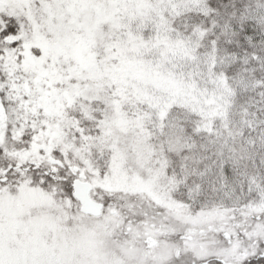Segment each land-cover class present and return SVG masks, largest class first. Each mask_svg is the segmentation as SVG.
<instances>
[{"label":"snow or ice","instance_id":"obj_1","mask_svg":"<svg viewBox=\"0 0 264 264\" xmlns=\"http://www.w3.org/2000/svg\"><path fill=\"white\" fill-rule=\"evenodd\" d=\"M0 264H264V0H0Z\"/></svg>","mask_w":264,"mask_h":264}]
</instances>
